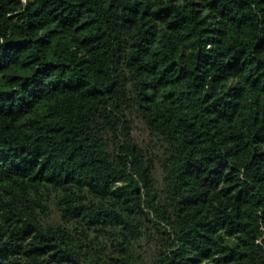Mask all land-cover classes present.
Here are the masks:
<instances>
[{
  "label": "trees",
  "instance_id": "1",
  "mask_svg": "<svg viewBox=\"0 0 264 264\" xmlns=\"http://www.w3.org/2000/svg\"><path fill=\"white\" fill-rule=\"evenodd\" d=\"M0 264H264V0H0Z\"/></svg>",
  "mask_w": 264,
  "mask_h": 264
}]
</instances>
